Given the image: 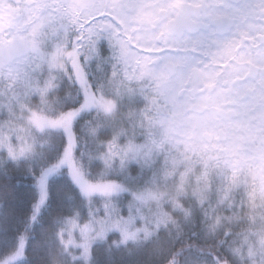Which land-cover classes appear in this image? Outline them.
I'll return each instance as SVG.
<instances>
[{
  "label": "snow or ice",
  "instance_id": "1",
  "mask_svg": "<svg viewBox=\"0 0 264 264\" xmlns=\"http://www.w3.org/2000/svg\"><path fill=\"white\" fill-rule=\"evenodd\" d=\"M0 264H264V0H0Z\"/></svg>",
  "mask_w": 264,
  "mask_h": 264
},
{
  "label": "trees",
  "instance_id": "2",
  "mask_svg": "<svg viewBox=\"0 0 264 264\" xmlns=\"http://www.w3.org/2000/svg\"><path fill=\"white\" fill-rule=\"evenodd\" d=\"M29 183V181H24L23 184L26 186Z\"/></svg>",
  "mask_w": 264,
  "mask_h": 264
}]
</instances>
